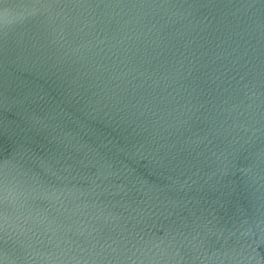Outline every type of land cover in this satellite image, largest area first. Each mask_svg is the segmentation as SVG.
Segmentation results:
<instances>
[{
    "label": "water",
    "instance_id": "95a60500",
    "mask_svg": "<svg viewBox=\"0 0 264 264\" xmlns=\"http://www.w3.org/2000/svg\"><path fill=\"white\" fill-rule=\"evenodd\" d=\"M0 264H264V0H0Z\"/></svg>",
    "mask_w": 264,
    "mask_h": 264
}]
</instances>
